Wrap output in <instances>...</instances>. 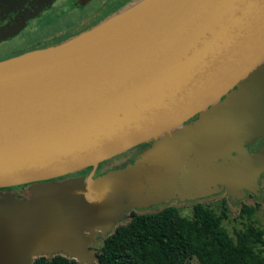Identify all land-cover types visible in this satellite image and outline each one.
Wrapping results in <instances>:
<instances>
[{
	"label": "water",
	"instance_id": "water-1",
	"mask_svg": "<svg viewBox=\"0 0 264 264\" xmlns=\"http://www.w3.org/2000/svg\"><path fill=\"white\" fill-rule=\"evenodd\" d=\"M135 1L0 61V188L31 184L28 199L0 196V264H96L92 239L124 210L264 171V146L245 145L264 128V0ZM140 144L132 162L95 173Z\"/></svg>",
	"mask_w": 264,
	"mask_h": 264
},
{
	"label": "trees",
	"instance_id": "trees-1",
	"mask_svg": "<svg viewBox=\"0 0 264 264\" xmlns=\"http://www.w3.org/2000/svg\"><path fill=\"white\" fill-rule=\"evenodd\" d=\"M72 22L74 21L62 23V27ZM63 40L60 39L57 43ZM42 46L45 47L32 40L0 50V61L41 49ZM130 152L132 150L122 154L121 159ZM118 159L115 156L102 161L97 173L110 168V163H116ZM30 186L31 184H22L3 187L0 188V196L7 193L30 195ZM190 208L191 217L182 216L181 210L173 205L151 212L132 210L126 223L117 224L110 233L102 236L96 264H185L190 258H195L196 264H264V230L252 222L256 206L245 203L241 205L239 217L246 218L249 222L244 229L235 232V237L222 224V219L228 216L226 207L221 214L202 202H195ZM32 264L78 263L74 259L55 255L51 258L36 257Z\"/></svg>",
	"mask_w": 264,
	"mask_h": 264
},
{
	"label": "rangeland",
	"instance_id": "rangeland-1",
	"mask_svg": "<svg viewBox=\"0 0 264 264\" xmlns=\"http://www.w3.org/2000/svg\"><path fill=\"white\" fill-rule=\"evenodd\" d=\"M16 1L17 0H0V26L7 23L10 17H13V15L17 13V11H20L23 8L24 6V4H22L23 2L17 3ZM97 1L98 0H93L92 3H97ZM107 1L109 3V6L111 7L110 11H113L115 7L119 6L120 4L119 2L121 0H115L116 1L115 3H111V1L113 0H107ZM123 1L125 2L124 4L125 6L126 4L128 5L134 2L135 0H123ZM47 7L48 5L38 8V11L35 10L33 13H31V15H28L23 20L24 26L28 25V28L26 29V31L20 34L18 38L12 39V41L10 42L0 41V50H6L10 46H18L20 43L25 44L28 41H32V40H35L36 42H40L41 45H45V47L42 46L41 49H44L50 46H55L59 44L57 42L60 39H63L60 37L61 35L63 34L67 35L66 32L63 33L64 29L62 27V23H65L66 21L67 22L74 21L76 18H77V21L79 20L81 21L83 17H85L86 15L89 16L90 13L93 12L92 6H87V7H83L82 9L80 8V9H74V10L68 9L69 10L68 12L71 13V15H67L66 14L67 11H64V12H61L60 15H63L65 13V16H62L60 18H55L53 22L46 21L43 24L37 20H38V17L41 14H43V12L45 11L44 9L46 10L48 9ZM118 9L114 10L112 14L115 11H118ZM72 15L75 16L74 19H70ZM104 16H106L105 13L100 15V17H104ZM72 28L73 27H69V29H72ZM8 36L9 38L7 39ZM8 36L6 37L7 40L13 38V36L11 35H8ZM70 38L71 37H68L64 39L63 41L68 40ZM6 39L4 41H6ZM236 89L237 87L234 88V90ZM263 135H264V128L262 129L260 134H257L256 137H254V139L247 141L246 144L249 145L251 149L257 148V146L261 143L257 144V146H254L255 141L258 140V138L260 139V137L262 138ZM253 141L254 143H252ZM138 148H140L139 145L137 148H134V149L132 148L133 149L132 151H135ZM118 157L119 159L116 162L120 163L124 158L121 159L122 157L121 155H118ZM90 172H91V169L86 168L77 173H82L80 174V176L86 177L89 175ZM75 174H72V175L74 176ZM253 179L250 181L251 184L249 183L248 187L242 186L241 187L242 190L241 189L238 190L234 187H231V189H227V188L225 189L224 187H221V188L217 187L218 190L214 191L212 189H215V188H210L211 191H207L206 193H203V195L197 196L191 199H184V200L171 199L170 201L153 204L147 207H131L129 210L123 211L122 217L116 221V223L113 225V229L117 224L126 223L129 219V213L132 210L136 212H140V213L141 212H151V211H156L166 205H173L179 208V210H181L182 216L191 217L192 215V210L190 208L191 205L194 204L195 202H202L204 204L211 206L217 214H221V211L224 209V207H226V213L228 214V216L222 219V224L226 227L229 234L232 235L233 237H235L236 231L244 229L246 224L249 222L246 218L242 219L239 217L240 208L243 203L251 205V206H256V210H255L252 222L255 226H258L264 230V189H263L264 171L259 173L256 182L255 180L253 181ZM223 189H225L226 192L224 191L221 192V190ZM13 196L17 197L18 199L24 200V199H28L30 195L25 193L23 195L15 194ZM153 196L158 197V194H154ZM140 198L141 196H136L135 200H138ZM102 236L103 235L99 233L92 239L93 243L91 244V247L96 249L97 251L99 250L101 246V241L103 240ZM50 251H47L46 256H52L54 254H58V252L56 251L49 253ZM93 263H94V260H90L88 263L81 262V264H93ZM196 263L197 261L195 258H190L189 260L186 261L185 264H196Z\"/></svg>",
	"mask_w": 264,
	"mask_h": 264
},
{
	"label": "flooded vegetation",
	"instance_id": "flooded-vegetation-1",
	"mask_svg": "<svg viewBox=\"0 0 264 264\" xmlns=\"http://www.w3.org/2000/svg\"><path fill=\"white\" fill-rule=\"evenodd\" d=\"M16 2L17 3L23 2L22 4H24V6L20 11H17V13H15L13 15V17H10V19L8 20L7 23L0 26V35H4V36L6 34L9 35L13 26L20 24V22L22 20H24L28 15H31V13H33L35 10L38 11V8H41L43 6L48 5V7H47L48 9L47 10L44 9L45 11L43 12V14H41L38 17V20H37L43 24L45 23V21H52L53 22V20L55 18H60L62 16H65V13L63 15H60V13L64 12V11H67V13H66L67 15H71V13L68 12L69 11L68 9H73V10L74 9H80V8L82 9L83 7L92 6L93 12H91L89 16L86 15L85 17L82 18L81 21L80 20L77 21V18H76L74 20V22H72L71 24H69L63 28L64 29L63 33L66 32L67 35L63 34L60 37L63 39H66L68 37H73L75 35H78L80 33V31L83 32L85 30L92 28L93 26L102 22L104 19L108 18L114 10L118 9L119 7H121L125 4V2L123 0H121L119 2L120 3L119 6L115 7V9L113 11H110L111 7L109 6V3L107 0H98L97 3H92L93 0H17ZM115 2H116L115 0L111 1V3H115ZM51 10H53V11H51ZM103 13H105L106 16L100 17V15ZM74 18H75L74 15H72L70 17V19H74ZM86 26H89V27L83 28ZM69 27H73V28L69 29ZM21 28L16 35H11V36H13V38L7 40L9 38V36L7 37V39H6V37H3L0 39V41L10 42V41H12V39L18 38L20 34H22L23 32L26 31V29L28 28V25H25V26L23 25ZM5 39H6V41H4ZM10 47H12V46H10ZM196 118H198V115H195L193 118H191V120H195ZM252 143H254V141ZM259 143H261L262 145ZM257 144H259V145L257 146ZM245 145L247 146V149L249 152H254V151L258 150L261 146H264V135L262 136V138L260 137V139L258 138V140L255 141L254 146H257V148L251 149L249 147V145H247V144H245ZM139 146H140V148L136 149L135 151L130 152V154H128L126 157H123L124 159L120 163H117V162L116 163H110L111 164L110 168L124 166L127 163L132 162L134 160L135 155L139 154V152L142 151V149H144L146 147V144H140ZM137 147H138V145L133 147V149L137 148ZM133 149L131 148V149L127 150L126 152H123L119 155L125 154V153H127ZM117 156L118 155H116V157ZM98 165L95 169L96 174H98L97 173ZM91 170H92V168H91ZM74 176H80V174L77 173ZM263 189H264V182H263ZM222 191L226 192L225 189L221 190V192ZM174 200H178V199H174Z\"/></svg>",
	"mask_w": 264,
	"mask_h": 264
},
{
	"label": "bare ground",
	"instance_id": "bare-ground-1",
	"mask_svg": "<svg viewBox=\"0 0 264 264\" xmlns=\"http://www.w3.org/2000/svg\"><path fill=\"white\" fill-rule=\"evenodd\" d=\"M136 3H138V2H137V1H134V2H132V3H130V4H128L125 8H126V9H130V8H131L133 5H135ZM83 21H84V20H83ZM263 159H264V157H263ZM260 172H262V171H256V173H255V175H254V179H253V181L255 180V182H256L257 177H258V175H259ZM243 184H244L243 182L239 183L238 186H237V189H238L239 185H243ZM250 184H251V182H250ZM244 186H245V187H248V185H246V184H244Z\"/></svg>",
	"mask_w": 264,
	"mask_h": 264
},
{
	"label": "crops",
	"instance_id": "crops-1",
	"mask_svg": "<svg viewBox=\"0 0 264 264\" xmlns=\"http://www.w3.org/2000/svg\"><path fill=\"white\" fill-rule=\"evenodd\" d=\"M242 186H244V184H243V185H239L238 190L241 189ZM241 190H242V189H241ZM110 232H111V231H110ZM110 232H108V233H110ZM99 233H100V232H98L96 235H98ZM108 233H107V234H108ZM101 234H102V233H101ZM107 234H105V235H107ZM96 235H95V236H96ZM102 235H103V234H102ZM105 235H103V236H105ZM95 236H94V237H95ZM92 243H93V241H92Z\"/></svg>",
	"mask_w": 264,
	"mask_h": 264
}]
</instances>
